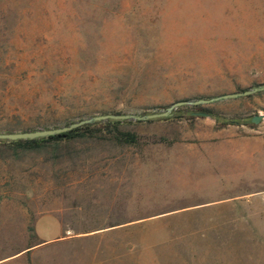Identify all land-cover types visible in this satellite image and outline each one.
<instances>
[{
    "label": "rangeland",
    "instance_id": "374dc122",
    "mask_svg": "<svg viewBox=\"0 0 264 264\" xmlns=\"http://www.w3.org/2000/svg\"><path fill=\"white\" fill-rule=\"evenodd\" d=\"M226 3L0 0V133L263 85L264 0ZM199 106L237 123L190 119L181 106L180 119L120 122L137 136L130 146L103 122L34 149L0 145V264H264V168L206 188L192 165L199 132L264 133V90ZM78 180L112 184L114 196L48 203ZM231 185L241 188L219 187ZM55 209L69 232L97 234L4 262L37 242L34 218Z\"/></svg>",
    "mask_w": 264,
    "mask_h": 264
},
{
    "label": "crops",
    "instance_id": "0c3cea01",
    "mask_svg": "<svg viewBox=\"0 0 264 264\" xmlns=\"http://www.w3.org/2000/svg\"><path fill=\"white\" fill-rule=\"evenodd\" d=\"M215 1L220 6L219 11L223 12L222 7L227 4V0ZM225 127L219 128L217 132H210L208 134L199 132L194 137L197 142L193 143V148L197 150V157L192 160V165L195 168V174L197 173L202 179L207 178V185L204 186L206 188L213 187L211 183L215 179H240L242 173L249 171V167L254 166L260 170L264 168V133L230 134L225 132ZM115 144L119 146H130ZM262 181H264V178ZM219 187L241 188L240 185ZM261 187H264V185L262 184ZM63 188L65 191L58 196V201L49 200L48 203L72 205L91 203L94 201L101 202L105 199L112 198L115 189L112 184H106L105 182L82 180L65 182ZM241 195V193H238L234 196ZM60 213L61 209H55L48 213L37 215L32 223V231L37 242L25 251H20L4 262L19 259L25 253L35 256L42 251L58 247L72 239L97 234L98 231L93 233L69 232V229L62 221Z\"/></svg>",
    "mask_w": 264,
    "mask_h": 264
},
{
    "label": "water",
    "instance_id": "95a60500",
    "mask_svg": "<svg viewBox=\"0 0 264 264\" xmlns=\"http://www.w3.org/2000/svg\"><path fill=\"white\" fill-rule=\"evenodd\" d=\"M264 90V84L258 87H254L249 90H243L241 92L236 93H228L223 94L219 96L209 97V98H201L196 100H178L171 104H169L167 107H165L162 111L159 112H152V113H146L142 115H136V114H102V115H95L91 116L86 119L79 120L77 122L70 123L68 125L58 127V128H52V129H44V130H34V131H24V132H15V133H0V141H18V140H35V139H41V138H47L50 136H54L63 132L70 131L72 129L84 126V125H90L98 122H104V121H134V122H144V121H152V120H158L167 118L171 115V113L181 107V106H197V105H206L217 101L222 100H228V99H234L238 97H243L250 95L254 92ZM204 116L203 114H201ZM262 118V115L258 114L253 116L250 119V122L253 124H257Z\"/></svg>",
    "mask_w": 264,
    "mask_h": 264
},
{
    "label": "trees",
    "instance_id": "16d2710c",
    "mask_svg": "<svg viewBox=\"0 0 264 264\" xmlns=\"http://www.w3.org/2000/svg\"><path fill=\"white\" fill-rule=\"evenodd\" d=\"M191 110L189 112H186L187 118H194V117H208L212 119L215 123H220L223 125L227 124H233L237 123L235 120H225L224 118H220L210 112L209 110L205 108H201V106H191ZM203 114L204 116H202ZM182 113L178 112V110H174L171 115L167 118L158 119V120H170V119H180L182 117ZM154 121V120H152ZM150 122V121H148ZM119 121H104L102 125L110 126L113 128V130L109 131V134L111 135V139L120 145H134L137 141V136L134 133L125 132V131H119L115 127L119 124ZM94 123L93 125H95ZM91 124L90 125H84L75 129H72L67 132H63L54 136H50L47 138H41V139H35V140H18V141H0V145H7L16 149H34L38 147L42 143L47 142H56V141H62V140H69L73 138L83 137L85 135H91Z\"/></svg>",
    "mask_w": 264,
    "mask_h": 264
}]
</instances>
